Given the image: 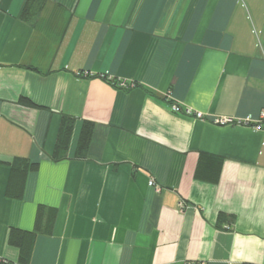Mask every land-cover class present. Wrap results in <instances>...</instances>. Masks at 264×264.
<instances>
[{
    "label": "crops",
    "instance_id": "obj_1",
    "mask_svg": "<svg viewBox=\"0 0 264 264\" xmlns=\"http://www.w3.org/2000/svg\"><path fill=\"white\" fill-rule=\"evenodd\" d=\"M27 1L0 0V259L18 264L9 229L44 205L28 264H264V0H35L24 18ZM15 159L39 167L12 177Z\"/></svg>",
    "mask_w": 264,
    "mask_h": 264
},
{
    "label": "trees",
    "instance_id": "obj_2",
    "mask_svg": "<svg viewBox=\"0 0 264 264\" xmlns=\"http://www.w3.org/2000/svg\"><path fill=\"white\" fill-rule=\"evenodd\" d=\"M35 0H28L25 4V7L22 12V17L28 18L33 16L38 10L42 8V2L39 4V7L32 8L31 2ZM29 69L37 70L36 68L27 66ZM94 77H100L107 83L113 85L116 88H121L126 91L130 90L133 87H138L139 85L136 83L127 84L124 86L121 85V80L116 78L108 77L107 75H94ZM149 92V91H148ZM22 102L32 105L30 101L26 98L20 99ZM75 118L70 115H63L61 118L56 144L54 148V153L52 158L55 160L63 158L66 153L72 131L74 128ZM94 124L90 121L84 120L82 122L81 130L78 137L77 148H76V156H82L87 151L91 137L93 132ZM211 157H208L204 154H201L199 157L198 166L195 171V178L206 180L209 182L217 183L219 180V162H216ZM11 165V176L17 175L18 173L24 177L28 171H35L38 169V163H33L28 161L27 159H15L10 163ZM11 183V182H10ZM11 185V184H10ZM7 195L10 197L20 198L21 191L13 193L10 186L7 189ZM54 215V209L50 207H46L44 205H39L36 212V222L34 229L31 231L22 230L20 228L11 227L8 232L7 244L9 246L15 247L18 249V264H28L31 258L32 247L34 244L35 237L38 233H49L51 230L52 217ZM227 218V215L224 213L219 214V221L221 222L223 219ZM0 264H12L10 261L5 259H0Z\"/></svg>",
    "mask_w": 264,
    "mask_h": 264
},
{
    "label": "built area",
    "instance_id": "obj_3",
    "mask_svg": "<svg viewBox=\"0 0 264 264\" xmlns=\"http://www.w3.org/2000/svg\"><path fill=\"white\" fill-rule=\"evenodd\" d=\"M122 86L125 85V83H121ZM171 109L173 112L175 113H183L185 115H190V116H195L197 118H202V114L201 113H193L190 109H181V107H179L177 104L175 103H172L171 104ZM217 123H231V122H235V121H232L231 119H219L216 121ZM242 121H239V123H241ZM243 122H248V120L246 121H243ZM264 125V115H262V119H260L259 121H257L256 123H254V126L256 128H261L262 126ZM149 185L150 186H153L154 188L157 189V186L154 185V182L152 180L149 181Z\"/></svg>",
    "mask_w": 264,
    "mask_h": 264
}]
</instances>
